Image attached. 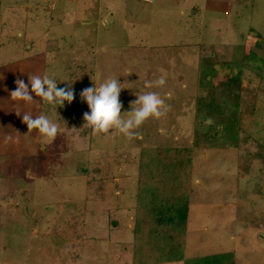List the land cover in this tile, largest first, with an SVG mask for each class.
I'll use <instances>...</instances> for the list:
<instances>
[{
	"label": "rangeland",
	"instance_id": "rangeland-1",
	"mask_svg": "<svg viewBox=\"0 0 264 264\" xmlns=\"http://www.w3.org/2000/svg\"><path fill=\"white\" fill-rule=\"evenodd\" d=\"M33 75L73 101L14 100ZM111 78L122 114L165 101L138 138L83 127L81 90ZM171 194L184 245L163 261L150 211ZM0 264H264V0H0Z\"/></svg>",
	"mask_w": 264,
	"mask_h": 264
},
{
	"label": "clouds",
	"instance_id": "clouds-1",
	"mask_svg": "<svg viewBox=\"0 0 264 264\" xmlns=\"http://www.w3.org/2000/svg\"><path fill=\"white\" fill-rule=\"evenodd\" d=\"M123 83L118 78L106 79L99 86L87 87L81 90L80 98L87 104L88 111L83 114V127L91 129L92 134L115 131L125 139L132 140L139 137V129L149 118L158 119L167 110L164 99L153 91L135 94L136 98L130 103V111L121 113L122 103L119 99ZM165 77L162 75L155 81V86H163ZM153 85L146 82L144 87ZM171 98V93L167 94ZM14 100L25 103H41L51 108L63 107L71 103L74 92L71 86L58 87L54 78L33 75L28 82L18 79L16 88L11 92ZM34 97L39 100H34ZM23 122L29 130H35L41 138L51 139L57 132V125L46 115L35 118L24 114Z\"/></svg>",
	"mask_w": 264,
	"mask_h": 264
},
{
	"label": "trees",
	"instance_id": "trees-1",
	"mask_svg": "<svg viewBox=\"0 0 264 264\" xmlns=\"http://www.w3.org/2000/svg\"><path fill=\"white\" fill-rule=\"evenodd\" d=\"M182 195L183 194H171L170 201L166 200L168 201L166 205H156L150 211V219H152V225L154 226V224H157L158 226L162 227L164 231H167V237L164 241L165 248L160 249L161 252H163L164 257L166 258L163 259V261L168 259H173L172 261H177L181 258L184 245V221L186 220L188 210V203L186 197ZM141 209L143 208H139L138 205L135 216L136 220L139 219V213H142L140 211ZM164 222L165 224L163 225ZM156 235L157 233L153 234L151 238L156 237ZM152 253L153 251L146 254L149 256L150 260L154 259L153 262H155L156 260H158V257H154Z\"/></svg>",
	"mask_w": 264,
	"mask_h": 264
}]
</instances>
